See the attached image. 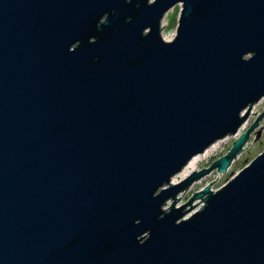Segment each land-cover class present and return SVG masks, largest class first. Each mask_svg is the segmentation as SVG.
<instances>
[{"label": "water", "instance_id": "95a60500", "mask_svg": "<svg viewBox=\"0 0 264 264\" xmlns=\"http://www.w3.org/2000/svg\"><path fill=\"white\" fill-rule=\"evenodd\" d=\"M262 98L264 0H0V264H264V107L170 183Z\"/></svg>", "mask_w": 264, "mask_h": 264}, {"label": "rangeland", "instance_id": "374dc122", "mask_svg": "<svg viewBox=\"0 0 264 264\" xmlns=\"http://www.w3.org/2000/svg\"><path fill=\"white\" fill-rule=\"evenodd\" d=\"M179 13H180V6L177 5L164 15L161 22L162 27L160 32L163 40L170 41L174 38L176 34V27L178 23ZM171 35H173V37L170 40H168L171 37ZM263 107H264V98H262L258 103H256L252 107L250 111L251 113L248 116L247 120L241 125V127L244 126L243 129L241 131L239 129L235 135L227 136L224 139L220 140V143L218 144L216 151L212 155H209L204 161L200 162L197 166L196 171L209 168L216 159L225 155L226 152L231 148L233 142L243 132H245L254 122L256 117L260 113H262ZM260 128L262 129V132L258 136V138H256L255 141H253L255 138V132H253L250 135L249 142L245 150L232 161L230 169L226 173L218 174L217 170H213L208 174L202 176L201 178L197 179L191 185H189L185 190L180 192L179 195H177L178 200L174 203L175 207L178 208L182 204L186 203L194 193H198L202 191L210 183L211 184L209 187L211 188L212 191L218 190L221 186H223L226 182H228L235 174H237L243 167L248 165L258 154H260L264 150V117L259 123L258 129ZM168 202L169 205H167ZM168 202L165 205L166 207L164 206V209H167V207H170V205L173 203L172 200H169ZM194 203L196 204L195 206L198 207L197 210H199L204 206V198L192 200L188 208L190 206H193ZM195 206H193L188 210V213L186 214L185 217H187L192 212V210L195 209Z\"/></svg>", "mask_w": 264, "mask_h": 264}, {"label": "bare ground", "instance_id": "6f19581e", "mask_svg": "<svg viewBox=\"0 0 264 264\" xmlns=\"http://www.w3.org/2000/svg\"><path fill=\"white\" fill-rule=\"evenodd\" d=\"M162 27V25H161ZM173 37V35H171V37L168 39L170 40L171 38ZM167 40V39H166ZM253 107V106H252ZM252 109V108H251ZM251 113V112H250ZM244 127V126H243ZM243 127L240 128V131L243 129ZM220 143V140L213 143L212 145H210L207 149H205L202 153L200 154H197L195 156H193L188 162L187 164L180 170V172H178L175 176H173L171 178V181L170 183L171 184H176L180 181H182L183 179H185L186 177H188L192 172H196L197 170V166L200 162L204 161L209 155H212L217 147H218V144ZM218 174H223V173H219ZM212 191V190H211ZM180 194V193H179ZM178 194V195H179ZM178 199V196L176 197ZM169 205V202L168 204ZM195 205V203H194ZM198 209V207L195 206V209L192 210V212L189 214L191 215L192 213H194L196 210ZM188 215V216H189ZM187 216V217H188Z\"/></svg>", "mask_w": 264, "mask_h": 264}, {"label": "built area", "instance_id": "2783aa9c", "mask_svg": "<svg viewBox=\"0 0 264 264\" xmlns=\"http://www.w3.org/2000/svg\"><path fill=\"white\" fill-rule=\"evenodd\" d=\"M231 166V165H230ZM230 166L229 167H227V169H226V171L224 172V173H226L229 169H230Z\"/></svg>", "mask_w": 264, "mask_h": 264}]
</instances>
